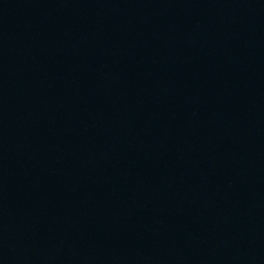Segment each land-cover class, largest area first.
Returning <instances> with one entry per match:
<instances>
[{"label":"water","instance_id":"1","mask_svg":"<svg viewBox=\"0 0 264 264\" xmlns=\"http://www.w3.org/2000/svg\"><path fill=\"white\" fill-rule=\"evenodd\" d=\"M0 264H264V0H0Z\"/></svg>","mask_w":264,"mask_h":264}]
</instances>
